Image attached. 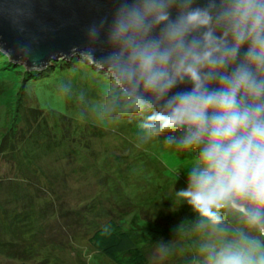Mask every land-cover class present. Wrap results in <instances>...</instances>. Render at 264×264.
<instances>
[{"label": "clouds", "instance_id": "1", "mask_svg": "<svg viewBox=\"0 0 264 264\" xmlns=\"http://www.w3.org/2000/svg\"><path fill=\"white\" fill-rule=\"evenodd\" d=\"M106 43L118 81L160 106L149 135L179 131L167 146L194 153L176 197L211 224L232 207L264 227V0H124ZM207 253L206 264H264V245L243 236Z\"/></svg>", "mask_w": 264, "mask_h": 264}, {"label": "rangeland", "instance_id": "2", "mask_svg": "<svg viewBox=\"0 0 264 264\" xmlns=\"http://www.w3.org/2000/svg\"><path fill=\"white\" fill-rule=\"evenodd\" d=\"M18 65L15 62L8 66L5 59L0 58V125L5 115L10 114L9 119L11 116L20 117L24 124L16 133L23 136L26 126H29L28 119L22 113L25 109L22 112L17 110L16 115L13 110L10 113L7 110L8 106H12L20 83V74L12 71ZM72 74L66 73L64 82L51 81L27 88L30 103L46 111L66 115H72L74 105L78 104L75 108L84 112L87 107L78 102L81 99L78 87L91 90L94 81L88 75L71 77ZM100 89L101 92L111 93L116 111L130 113L132 106L135 107L133 102L118 96L114 85L108 88L103 82ZM20 101L26 102L25 97ZM28 111V117L31 116L33 120L40 114L39 111ZM144 112L147 117L151 115L145 109ZM89 113H92V117ZM89 113L86 112L87 118H93L101 129L95 128V133L87 135L91 155L86 160L77 154L73 158L57 161L50 155L42 154L43 151H38L33 160L26 156L28 164L27 158L21 159L20 164L15 156L11 159L0 154V208L29 213L34 216V227L37 229L34 233L37 244L30 246L33 249L31 258L23 261L0 253V264H43L45 258L48 259L47 264H112L104 255L91 250L85 237L108 217L126 216L127 209L122 207L126 206L125 202L135 212L147 206L150 214L144 212V217L156 218L164 225L171 223L168 229L173 234L167 240L161 238L152 246L149 244L148 264H185L182 259L186 258L191 261L190 264H206L208 248L239 242L242 236L264 245V234L255 233L250 228L248 218L237 210L230 207L218 209L220 222L211 224L186 201L176 197V192L188 187L186 171L195 160L194 153L179 149L175 143L167 146L166 142L170 138L175 140L179 133L175 135L174 131H168L150 136L144 127L149 123L148 118L121 122L117 115L116 118L110 116L109 108L98 104L91 106ZM111 129L115 131L111 132ZM64 149L68 151L63 147V152ZM95 153L105 158H98L97 164H93L91 157ZM114 167L117 171L112 173ZM73 169L77 172L72 174ZM107 175L112 177V190L105 184ZM117 189L124 202L116 201L113 197ZM104 190L109 191V195H102ZM92 200H98L97 205L85 210L83 206H88ZM54 201L57 204L52 207ZM129 206H126L128 210ZM69 208L79 210L83 214L82 219L75 222L70 215L72 219L68 221L66 212ZM134 216L137 222L134 229L141 237H156L161 226L140 214L135 213ZM18 242L22 244L20 240Z\"/></svg>", "mask_w": 264, "mask_h": 264}, {"label": "trees", "instance_id": "3", "mask_svg": "<svg viewBox=\"0 0 264 264\" xmlns=\"http://www.w3.org/2000/svg\"><path fill=\"white\" fill-rule=\"evenodd\" d=\"M1 57L5 59V63H7L8 66H11L15 63L10 61L7 55L0 50V58ZM14 67H18L12 71H14L16 74H20V83L15 94L14 101L12 102V106H8L7 110L9 113L11 110H13L15 113L14 115H16L17 110H21L22 112L23 109H25V112L22 113L23 117L28 119L26 120L29 121V126H26L27 130L23 136H19L16 131L21 128L22 123L24 124L22 118L11 116L9 119L10 114L5 115L3 123L0 125V154L4 156H10L11 159L15 156L18 159V163L20 164L21 159L25 160V158H27L26 156L33 160V157L36 156L38 151H43L42 154L50 155L52 159L57 161L61 159L73 158V156L77 154H80L82 159L86 160V158H89V155H91V149H89L90 142L87 139V135H90L92 132H94L95 128L101 129L100 126L94 123L93 118H87L88 116L86 115V112L88 111L89 113L91 106L93 107L95 104H98L100 107L106 106V108L110 109L111 117H115V115H117V118H119L121 122L126 120V123H128V119L139 121L146 118L149 119L150 123V118L155 112L158 111L157 109H154L148 105L142 106L141 104H138L136 102V98L126 93L119 86L118 82H116L111 77L109 70L99 67L97 68V66L90 63L88 58L82 54H73L70 58H59L50 62V64L41 69H28L22 64ZM77 71L80 73H76ZM66 73H73L71 77H75L77 75L84 77L88 75L90 79L94 81L92 82L91 90L81 86L78 87V89L81 91L78 94L81 96V99L78 102L81 106L84 104L85 107H87L84 112L78 110V108H75V106L78 104L74 105L75 111H71L72 115H66L64 113L61 114L52 110L46 111L35 106L33 103H30L28 99L29 95L27 88L40 85L41 83L49 84L51 81L61 82L63 80L64 82V75ZM103 82L106 86H108V88L111 85H114L117 88L116 91L119 92L118 96L122 97L125 101L127 100L128 102L134 103L133 105L135 107L132 106L130 112L131 114L129 111L120 112L115 110L113 101L114 99L110 98L111 93L101 92L100 86ZM93 89L94 91H92ZM24 97L26 102L22 103L20 99L23 100ZM116 100L119 101L118 99ZM144 109L151 113L149 117L144 114ZM28 110L39 111L40 114L33 120L31 116L28 117ZM33 113L32 115H34ZM126 113L127 115L125 116ZM89 114L90 116L92 115V113ZM80 115H82V117H79ZM88 119H90V122ZM110 131L114 132L115 130L111 129ZM116 132H118V130ZM174 132L175 135L177 133L180 135L179 131ZM63 147L68 149V151L64 149L63 152ZM39 155L41 156V153ZM91 158L93 164H97L98 158L102 159L105 157L103 155L101 156L100 153H95ZM28 162L29 159L27 158V164ZM115 171H117L116 167H114L112 173ZM71 172L73 174L77 171L73 169ZM105 179H107L105 180L107 188L109 189L111 187L110 190H112V177L110 178V175H107ZM107 190H104L101 194L105 195L106 193L109 195V191ZM113 197L116 198V201H125L121 197L120 191L118 189L116 194L113 193ZM97 201L98 200H92V202L87 204L88 206H83L85 207L84 209L86 210L93 208V205H97ZM125 203L126 206H129L127 202ZM55 204H57L56 201H54L52 207H55ZM126 206H122L123 208L127 209L126 216L108 217L107 219L100 222L98 226H96L85 237L86 243L91 250L104 255L110 260L112 264H148L149 260L147 257V249L150 248L149 244L152 246L157 241H160L161 238H165L167 240L168 236L173 234L170 233V230L168 229V225L171 223L164 225V223L161 224L158 222L156 218L154 219L152 217L150 218L147 216H142V213L148 211L147 206H145V208L137 209V212H135L131 206H129L130 209L128 210ZM230 209L234 208L230 207ZM135 213L140 214L141 217L152 221V223L158 226H161V230L158 231L156 237L144 239L141 237V235H139L138 232L135 231L134 226L137 227L136 217L134 216ZM148 213L150 214L149 211ZM66 214V219L68 221L74 217L75 222H77V220H81L83 215L75 208H69ZM70 215H72V218ZM241 215L243 214L241 213ZM243 216L247 217L245 215ZM34 226V216L29 215V213H20L14 209L3 210L1 207L0 253L23 261H27L29 258H31L33 256L31 251H33V249L30 248V246L37 244L34 238V233H36L37 229ZM250 228L253 229L255 233H259L261 235L262 231L260 228L252 225ZM19 240L22 242V244H19ZM47 260L48 259L45 258L43 260V264H47ZM182 261L186 262L185 264H190L191 262L187 258L182 259Z\"/></svg>", "mask_w": 264, "mask_h": 264}, {"label": "water", "instance_id": "4", "mask_svg": "<svg viewBox=\"0 0 264 264\" xmlns=\"http://www.w3.org/2000/svg\"><path fill=\"white\" fill-rule=\"evenodd\" d=\"M124 0H0V50L10 61L41 69L59 58L82 54L109 70L107 30ZM183 85L175 91L186 90ZM160 110L158 104L148 105ZM264 234V227H260Z\"/></svg>", "mask_w": 264, "mask_h": 264}]
</instances>
